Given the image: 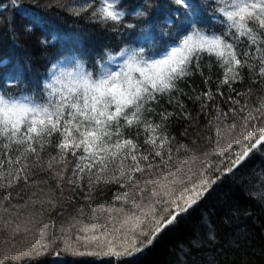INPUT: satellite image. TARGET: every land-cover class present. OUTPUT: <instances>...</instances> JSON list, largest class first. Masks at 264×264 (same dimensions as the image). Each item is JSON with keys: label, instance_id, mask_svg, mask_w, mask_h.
I'll use <instances>...</instances> for the list:
<instances>
[{"label": "trees", "instance_id": "trees-1", "mask_svg": "<svg viewBox=\"0 0 264 264\" xmlns=\"http://www.w3.org/2000/svg\"><path fill=\"white\" fill-rule=\"evenodd\" d=\"M84 2L16 0L14 4L0 0V91L41 100L49 70L72 57L83 61L95 75L98 62H106L109 54L116 55L124 48L142 46L145 56H159L189 34L193 15L207 34L224 32V25L213 19L218 15L215 0H187L188 8L175 0H120L126 15L115 26L92 18L97 4L75 14ZM141 8L147 15H134ZM127 24L135 26L128 28ZM146 35L152 37L148 42L143 39ZM61 67L75 70L70 63ZM223 73L214 56L200 53L190 74L177 82L176 90L158 96L150 105L152 111L146 113L149 120L162 124L171 140L170 163L177 169L176 175L190 178L186 180L189 187L205 178L215 180L196 204L163 228L150 244L147 241L156 220L167 218L165 209L171 207L158 203L159 198L152 195L156 185L146 183L148 176L140 173L135 187L121 188L114 182L90 186L87 179L68 184L71 164L64 181H59L55 171L61 165L54 163L48 168L50 156L58 152L54 135L52 143L39 153L40 166L32 168L27 183L21 180L10 189L0 185V264H264V198L256 194L259 174L264 173V145L231 173L223 169L240 146L224 149L222 140L223 154L213 151L217 147L216 117L219 115L224 124L239 122L246 114L239 111L242 105L255 109L264 103V82L248 67L230 84L222 83ZM10 80L13 83L9 84ZM124 131L136 138L135 128ZM138 139L143 145L144 134ZM68 159L75 162L71 156ZM9 191L11 198L4 199ZM29 217L35 223L28 233L14 234L13 224L6 223L23 225ZM136 217L142 223L133 230ZM132 241L143 246L136 256L110 252V248L119 252Z\"/></svg>", "mask_w": 264, "mask_h": 264}, {"label": "snow or ice", "instance_id": "snow-or-ice-1", "mask_svg": "<svg viewBox=\"0 0 264 264\" xmlns=\"http://www.w3.org/2000/svg\"><path fill=\"white\" fill-rule=\"evenodd\" d=\"M215 2L218 15L213 19L224 25L221 35L204 32L193 15L188 26L189 34L182 36L178 43L169 45L159 56H145L142 46L124 48L116 55L109 54L106 62H98L95 75L85 68L83 61L72 57L58 61L49 70L41 100L31 96H10L0 91V185L10 189L21 180L27 183L32 168L40 166L39 153L52 143L55 135L58 142L54 147L58 152L56 156H50L48 168L52 169L54 163L61 165L55 171L59 181H64V173L71 164L68 184L87 179L90 186L114 182L121 188L135 187L140 183L136 174L140 173L148 176L146 183L156 185L152 195L159 198L158 203L171 207L165 209L169 213L167 218L156 220V227L147 241L150 244L163 228L187 212L215 183V180L205 178L189 187L186 180L190 178L175 174L177 169L170 163L173 159L171 140L162 124L154 123L146 116L152 111V102L160 95L175 91L177 82L190 74L194 58L198 59L202 52L214 56L224 69V84L238 80L244 67L254 71L264 82V0ZM12 3L15 4L16 0ZM175 3L182 8L189 7L187 0H175ZM93 4L98 6L91 16L98 23L115 26L126 15L120 0H85L75 14L87 11ZM134 15L145 16L147 13L141 8ZM134 26L126 25L128 28ZM143 39L148 42L152 37L146 35ZM69 63L74 66V71L61 67ZM229 111L235 113L237 110ZM239 111L246 113L239 122L234 120L231 124H224L218 115L214 125L217 147L213 151L216 154H223L222 140L224 149H229L232 144L241 149L223 169L224 173L233 172L250 153L264 145V103L255 109L245 104ZM166 115L162 114V118ZM227 115L224 113V118ZM128 128L136 129V138L125 135L124 130ZM141 133L144 134L143 145L148 146L146 149L138 139ZM69 156L74 158V163ZM259 175L256 194L264 198V173ZM177 184L184 187L177 189ZM3 198L10 199L11 192H6ZM48 203L53 202L48 200ZM151 212L156 219L154 207ZM6 223L13 224L14 234H21L32 231L30 225L35 221L29 217L23 225L15 221ZM141 223L136 217L133 230ZM36 231L40 234L39 228ZM140 231L143 233V228ZM214 238L210 235V239ZM108 243L111 245L112 241L108 240ZM142 251L143 246H137L135 241L119 252L110 248L111 253L128 257Z\"/></svg>", "mask_w": 264, "mask_h": 264}]
</instances>
